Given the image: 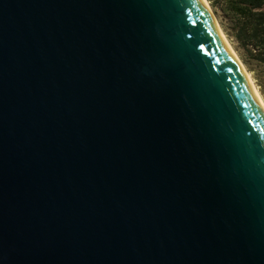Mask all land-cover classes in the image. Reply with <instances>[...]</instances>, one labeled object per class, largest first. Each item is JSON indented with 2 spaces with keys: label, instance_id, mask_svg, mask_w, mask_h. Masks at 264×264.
I'll return each mask as SVG.
<instances>
[{
  "label": "water",
  "instance_id": "95a60500",
  "mask_svg": "<svg viewBox=\"0 0 264 264\" xmlns=\"http://www.w3.org/2000/svg\"><path fill=\"white\" fill-rule=\"evenodd\" d=\"M0 264H264V106L203 0H0Z\"/></svg>",
  "mask_w": 264,
  "mask_h": 264
},
{
  "label": "trees",
  "instance_id": "16d2710c",
  "mask_svg": "<svg viewBox=\"0 0 264 264\" xmlns=\"http://www.w3.org/2000/svg\"><path fill=\"white\" fill-rule=\"evenodd\" d=\"M225 35L264 98V0H209Z\"/></svg>",
  "mask_w": 264,
  "mask_h": 264
},
{
  "label": "bare ground",
  "instance_id": "6f19581e",
  "mask_svg": "<svg viewBox=\"0 0 264 264\" xmlns=\"http://www.w3.org/2000/svg\"><path fill=\"white\" fill-rule=\"evenodd\" d=\"M203 2L205 3L207 9L209 10L211 16L213 17V19H214L216 25L218 26V28H219L220 32L222 33L223 37L225 38L226 42L228 43V45L230 46V48H231L232 51L234 52L235 56H236L237 59L239 60L240 64L242 65L243 69L245 70L246 74L248 75L250 81L252 82V84H253V86H254V88H255V90H256V92H257V94H258V96H259V98H260V100H261V102H262V104H263V106H264V99H263V96H261L262 94H260V93H261L260 90H259L258 87L255 85L254 80H253V78H252V75H251L250 72L246 69L244 63L242 62V60L240 59V57L238 56V54L236 53V51L234 50V48L232 47V45L230 44V42L228 41V39L226 38V36H225V34H224V32H223L221 26L219 25L218 21L216 20V17H215V15H214L213 11L211 10V6H210L208 0H203Z\"/></svg>",
  "mask_w": 264,
  "mask_h": 264
},
{
  "label": "rangeland",
  "instance_id": "374dc122",
  "mask_svg": "<svg viewBox=\"0 0 264 264\" xmlns=\"http://www.w3.org/2000/svg\"><path fill=\"white\" fill-rule=\"evenodd\" d=\"M208 2H209V0H208ZM209 4H210V2H209ZM211 6V5H210ZM211 10H212V7H211ZM213 11V10H212ZM214 13V12H213ZM214 15H215V17H216V20L218 21V17H217V15L214 13ZM218 23H219V21H218ZM219 25H220V23H219ZM221 26V25H220ZM224 32V31H223ZM225 34V33H224ZM226 36V35H225ZM226 38H227V36H226ZM228 39V38H227ZM228 41H229V39H228ZM230 42V41H229ZM230 44H231V42H230ZM232 45V44H231ZM232 47H233V45H232ZM234 48V47H233ZM235 50V49H234ZM236 51V50H235ZM237 53V52H236ZM238 54V53H237ZM239 56V55H238ZM247 69V68H246ZM251 74V73H250ZM252 75V74H251ZM252 78H253V80H254V77H253V75H252ZM254 83H255V85L257 86V84H256V82H255V80H254ZM259 89V88H258ZM264 99V98H263Z\"/></svg>",
  "mask_w": 264,
  "mask_h": 264
},
{
  "label": "snow or ice",
  "instance_id": "6c2138e0",
  "mask_svg": "<svg viewBox=\"0 0 264 264\" xmlns=\"http://www.w3.org/2000/svg\"><path fill=\"white\" fill-rule=\"evenodd\" d=\"M231 71V69H229Z\"/></svg>",
  "mask_w": 264,
  "mask_h": 264
}]
</instances>
